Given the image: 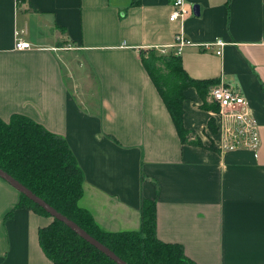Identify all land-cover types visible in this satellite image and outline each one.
I'll list each match as a JSON object with an SVG mask.
<instances>
[{"label": "crops", "instance_id": "obj_1", "mask_svg": "<svg viewBox=\"0 0 264 264\" xmlns=\"http://www.w3.org/2000/svg\"><path fill=\"white\" fill-rule=\"evenodd\" d=\"M185 1L191 13L171 21L172 0H0V118L21 114L66 139L85 178L79 205L104 230L140 231L150 199L158 238L197 264H264V0ZM180 31L226 42L186 47L183 66L242 91L257 154L219 147L220 108H202L195 87L184 102L193 133L180 137L141 60ZM20 196L0 177V264H54L39 239L53 217L15 208Z\"/></svg>", "mask_w": 264, "mask_h": 264}, {"label": "trees", "instance_id": "obj_2", "mask_svg": "<svg viewBox=\"0 0 264 264\" xmlns=\"http://www.w3.org/2000/svg\"><path fill=\"white\" fill-rule=\"evenodd\" d=\"M141 60L167 106L184 142L193 133L184 124L186 91L195 87L204 101L202 108L217 110L207 101L216 79L192 78L181 56L161 55L155 49L141 52ZM212 121V120H211ZM211 128L216 132L214 123ZM194 143L201 144L196 138ZM214 147L213 143L210 144ZM0 168L36 196L82 227L127 264H197L180 243L165 242L157 236L156 203L143 199L140 231L104 230L92 213L79 205L84 193V173L66 139L37 121L14 114L9 121L0 118ZM15 208H29L53 217L45 208L21 192ZM10 213L8 216H11ZM40 244L54 264H119L92 245L64 221H53L39 230Z\"/></svg>", "mask_w": 264, "mask_h": 264}, {"label": "built area", "instance_id": "obj_3", "mask_svg": "<svg viewBox=\"0 0 264 264\" xmlns=\"http://www.w3.org/2000/svg\"><path fill=\"white\" fill-rule=\"evenodd\" d=\"M173 10L170 14L171 21H184L191 13L186 6L185 0H172ZM222 39L202 44L195 43L189 39L183 31L176 34L174 42L169 45L153 47L161 55L181 56L184 49L189 46L200 45L205 49H211L214 45L224 46ZM31 48V44L22 39L16 42V49L23 50ZM222 54V48L216 51ZM209 98L218 104L220 111L215 116L221 128V140L219 147L223 151H234L238 149H250L257 154L261 146V136L258 123L251 110L250 104L242 91L227 83H218L211 87Z\"/></svg>", "mask_w": 264, "mask_h": 264}, {"label": "water", "instance_id": "obj_4", "mask_svg": "<svg viewBox=\"0 0 264 264\" xmlns=\"http://www.w3.org/2000/svg\"><path fill=\"white\" fill-rule=\"evenodd\" d=\"M194 10L199 8L197 6H193ZM0 177L4 178L8 181L12 186L20 190L22 193L26 194L30 199H32L35 203L45 208L53 217L64 221L68 226L77 231L82 237H84L87 241H89L92 245L96 246L103 253L116 260L119 264H127L125 261L120 259L114 252H112L108 247L98 241L96 238L92 237L88 234L82 227L77 225L75 222L58 212L54 207L49 205L45 200L36 196L30 189L20 183L18 180L14 179L11 175L0 168Z\"/></svg>", "mask_w": 264, "mask_h": 264}, {"label": "rangeland", "instance_id": "obj_5", "mask_svg": "<svg viewBox=\"0 0 264 264\" xmlns=\"http://www.w3.org/2000/svg\"><path fill=\"white\" fill-rule=\"evenodd\" d=\"M89 79L93 81V77H92V76H89ZM209 101H210V105H211L212 107H217V104H216V103H214V102L211 101V100H209Z\"/></svg>", "mask_w": 264, "mask_h": 264}]
</instances>
